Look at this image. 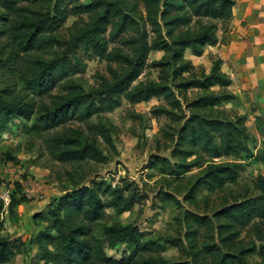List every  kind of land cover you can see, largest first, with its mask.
Masks as SVG:
<instances>
[{
  "label": "trees",
  "instance_id": "obj_1",
  "mask_svg": "<svg viewBox=\"0 0 264 264\" xmlns=\"http://www.w3.org/2000/svg\"><path fill=\"white\" fill-rule=\"evenodd\" d=\"M139 1L144 15L137 14L136 2L130 0H95L85 6H78L79 0H0V40H6L5 46L11 48L4 67L12 75L20 74L25 90L31 95L48 96L56 85L83 71L75 57L76 65L72 66L65 56L57 54L51 60L38 58L27 62L31 65L19 62L27 61L33 53L61 46L53 34L70 16L93 15L91 22L65 44L66 52L75 53L82 45L109 67L110 78H101L99 86L88 94L80 86L64 82L66 96L43 114L35 131L56 129L69 119L87 123L102 113L113 112L123 100L137 105L162 98L169 108H155L151 112L153 115L166 117L172 123L185 120L183 127L176 131L177 142L172 152L174 157L183 155L184 159L173 165L161 160L162 174L179 177L190 172L192 167L199 166V151L211 159L235 160L242 154L252 158L249 143L255 142V138L245 127L246 119L236 117L231 122L213 117L219 114L215 110L217 107L235 99L227 92L231 80L221 72L222 61L216 59L209 74L198 79L193 75L194 67L184 59L186 50L193 57L200 58L206 47L218 44L217 25H221L222 33L228 31L235 0ZM66 2L71 6L69 9L64 6ZM34 3L53 7L44 12L35 11ZM116 42L126 47L129 53L119 48L109 50V43ZM151 52L164 54L161 62L153 63V67L159 69L160 82L135 85ZM20 55L24 59H20ZM113 64L116 68H111ZM213 88H218L221 93L211 92ZM188 90H197L202 95L183 107L181 96ZM4 96L0 95V125L13 119L27 120L29 105L11 94ZM184 109L190 110L188 119L182 116ZM92 129L99 131L105 143L114 150L111 137L101 125ZM46 149L61 163H100L104 160L94 139L82 141L61 136L48 141ZM260 155L264 170V152ZM191 157L196 158L191 164H186V159ZM240 170L241 164L208 162L191 195L200 187L218 191L234 184ZM254 189L257 192L255 196L224 207L213 215V219L185 212L187 233L192 235L190 240L195 241L197 234L192 230V224L205 226L209 235L217 237L220 246L215 250H210L208 245L203 246L202 253L211 256L212 264H245V256L249 253L264 261V175L257 177ZM126 191L101 182L92 187H80L59 198L43 217L50 225L40 230L35 238L38 263L177 264L163 258H142L140 254L153 250L155 245L144 241L145 234L135 225H104L107 211L119 217L135 205L132 196L124 195ZM25 202L21 189L16 186L10 195L5 219L2 214L4 205L0 200V264H8L14 258L8 239L2 236L5 220L13 221L16 209ZM242 233L252 234L257 244L252 242L249 249L236 250L234 243ZM120 245H125L128 255L120 261L106 257V251ZM191 250L192 258L199 262L195 264H204L200 258L201 251L196 246Z\"/></svg>",
  "mask_w": 264,
  "mask_h": 264
},
{
  "label": "rangeland",
  "instance_id": "obj_2",
  "mask_svg": "<svg viewBox=\"0 0 264 264\" xmlns=\"http://www.w3.org/2000/svg\"><path fill=\"white\" fill-rule=\"evenodd\" d=\"M93 1L95 0H79L78 6L89 5ZM130 1L136 2L137 14L144 15L140 1ZM32 5L35 11L42 12L53 7H47L43 3ZM64 6L68 9L71 7L67 2ZM92 16V13L70 16L53 34L62 43L61 46H54L51 50L39 54L33 53L27 61H19L31 65L27 62H33L38 58L44 61L51 60L56 54L65 56L72 66L76 65L74 57L78 60L83 71L56 85L45 97L31 95L25 90L20 74L12 75L7 67H4L11 48L9 45L5 46L6 40H0V95L5 97L4 94L8 93L19 97L23 104H28L31 108L27 120L13 119L0 125V181L3 184L0 186V192L8 187L6 170L15 167L25 177L35 180L40 185L43 197L39 200H26L16 209V217L13 221L5 220L2 236L8 239L10 249L14 253V258L8 264H39L35 238L40 230L50 225L48 220L43 219L49 208L66 193L83 186H96L101 182L112 188L127 190L124 195L132 196L135 200L136 203L131 211L119 217L112 211H107L104 225L108 227L113 224L135 225L145 234L144 241L155 245L153 250L140 254L142 258H163L170 263L195 264L199 262L192 258L191 247L196 246L197 250L201 251L202 262L212 264L211 256L202 253L203 246L208 245L211 247L210 250H215L220 246L217 237L209 235L210 232L205 226L192 224V230H196L197 234L195 241L190 240L189 237L192 235L187 233L184 214L188 212L195 216L213 219V215L224 207L255 196L256 179L259 175H264L259 160L260 154L264 152V138L249 143L253 153L252 158H246L242 154L235 160L211 159L204 152L199 151L197 157L199 166L192 167L190 172L179 177H172L161 173L159 163L164 160L173 165L178 160L184 159L183 155L174 157L172 152L177 142L176 131L183 127L185 120L172 123L166 117L153 115L151 112L155 108H169L162 98H153L149 102L137 105H130L123 100L120 107L113 112L102 113L87 123H77L69 119L65 125L56 129L36 132L34 128L39 126L43 114L54 108L55 103L66 96L64 82H72L88 94L99 86L101 78L107 80L110 78L108 65L82 45L75 53L66 52L65 44L91 22ZM217 26L218 40L221 41V45H225L230 35V24L226 33H222L223 29L219 23ZM242 26L246 27L247 24L243 23ZM261 28L264 29L263 26ZM257 32L259 34L254 36L255 41L253 40L251 44H242L238 48V55L241 52L247 55L238 65H229L225 68L231 72L229 75L224 73L231 80L227 92L235 99L217 107L215 110H218L219 114L213 116L231 122H234L236 117H244L245 127L251 135L255 124L253 115L259 108L257 100L260 96L264 97V30ZM108 47L109 50L119 48L129 53V50L119 42L109 43ZM215 52L206 48L203 56L196 58L189 50L185 51L184 59L194 67L193 75L196 78L202 79L209 74L212 63L218 59L214 55ZM163 56L161 52H151L148 55L145 68L135 85L160 82L159 69L154 68L153 63L161 62ZM19 58L24 59L22 55ZM111 68H116V65L113 64ZM211 92L221 93L218 88L211 89ZM201 95L202 93L197 90L183 93L181 96L183 107L191 104ZM189 113L190 110L184 109L182 116L188 119ZM97 125H101L111 137L114 150L105 143L99 131L92 129ZM61 136L82 141L94 139L104 160L100 163L58 162L46 149V143ZM195 158L186 159V164H191ZM208 162L223 165L241 164L239 178L234 184L222 190L209 191L200 187L191 195L193 187L203 177ZM18 195L17 197H20ZM4 217L6 219L7 212ZM252 242L257 244L252 234L242 233L234 245L236 250L249 249ZM223 252L225 253L226 250L223 249ZM105 254L110 260L120 261L128 255V251L125 245H120L114 250L106 251ZM244 262L264 264L261 258L250 253L245 256Z\"/></svg>",
  "mask_w": 264,
  "mask_h": 264
},
{
  "label": "crops",
  "instance_id": "obj_3",
  "mask_svg": "<svg viewBox=\"0 0 264 264\" xmlns=\"http://www.w3.org/2000/svg\"><path fill=\"white\" fill-rule=\"evenodd\" d=\"M263 20L264 0H235L230 22V35L227 37L225 45H221V41H219L215 47H206L216 51L214 55L222 61L223 73L229 75L231 72L225 68L229 65H238L239 61L247 55L245 52L238 55V48L242 44H251L253 40L255 41L254 36L259 34L257 31L264 30L261 28L264 27V24H261L264 22ZM243 23H246L247 26L243 27ZM251 51L253 52L252 49ZM257 101H259V108L253 115L255 124L252 134L255 140L264 138V97L260 96Z\"/></svg>",
  "mask_w": 264,
  "mask_h": 264
},
{
  "label": "built area",
  "instance_id": "obj_4",
  "mask_svg": "<svg viewBox=\"0 0 264 264\" xmlns=\"http://www.w3.org/2000/svg\"><path fill=\"white\" fill-rule=\"evenodd\" d=\"M6 183L8 184V187L3 189L0 192V200L3 202L4 209L2 214L4 215L5 212H7V207L10 203V195L12 191L15 190V186H18L21 188V195L26 200H39L42 199V188L40 185L32 179H29L28 177H25L23 173H21L17 168L15 167H9L6 170ZM24 177V178H23Z\"/></svg>",
  "mask_w": 264,
  "mask_h": 264
}]
</instances>
